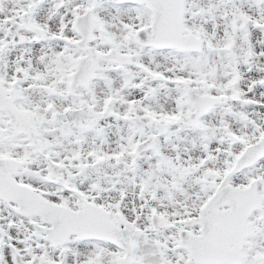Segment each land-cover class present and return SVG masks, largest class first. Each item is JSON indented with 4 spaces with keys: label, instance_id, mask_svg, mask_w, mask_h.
<instances>
[{
    "label": "snow or ice",
    "instance_id": "obj_1",
    "mask_svg": "<svg viewBox=\"0 0 264 264\" xmlns=\"http://www.w3.org/2000/svg\"><path fill=\"white\" fill-rule=\"evenodd\" d=\"M0 264H264V0H0Z\"/></svg>",
    "mask_w": 264,
    "mask_h": 264
}]
</instances>
